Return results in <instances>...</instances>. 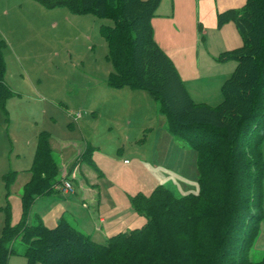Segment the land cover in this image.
<instances>
[{
	"label": "rangeland",
	"instance_id": "rangeland-1",
	"mask_svg": "<svg viewBox=\"0 0 264 264\" xmlns=\"http://www.w3.org/2000/svg\"><path fill=\"white\" fill-rule=\"evenodd\" d=\"M245 1L169 0L176 23L181 17L187 20L186 24L193 19L195 28L200 26L203 35L196 28L193 38L200 44L197 59L203 56V50L214 62L207 73H215L213 65L221 54L241 45L232 21L219 26L218 14L237 12ZM231 4L235 8L218 12L219 7ZM101 26H111V22L90 14H75L65 7L47 8L35 0H0L4 84L11 91L0 105V236L6 208L11 226L20 219L22 189L32 164L35 136L41 131L49 136L50 155L58 170L55 179L62 181L55 188L61 191L34 200L27 218L30 225L53 227L56 219L63 216L73 228L91 236L92 241L104 244L108 237L144 224L142 217L131 213L127 196L137 192L148 195L157 186L166 187L175 197L198 191L195 151L186 140L166 130L165 119L150 96L141 90L107 85L112 69L106 60L107 45ZM152 28L153 39L163 52L172 50L186 35L190 37V32L184 36L182 31L183 36L172 41L156 25ZM171 28L179 31L180 26ZM223 63L216 75L226 77L235 62ZM205 77L189 88L195 102L215 107L221 102L225 80ZM86 143L98 157L96 162L103 176L85 162L72 172L78 161L72 168L70 162L85 149ZM260 149L264 164V137ZM8 174L13 179L6 190ZM64 183L69 184L70 192L65 193ZM83 189H93L88 193L90 197L82 193ZM81 199L98 231L81 229L71 220L81 207ZM261 203L263 219L247 248V258L254 263L264 258V177ZM96 210L105 219L102 228ZM180 232H173L174 242L183 238ZM8 246L12 253L6 264H26L25 245L17 239Z\"/></svg>",
	"mask_w": 264,
	"mask_h": 264
},
{
	"label": "trees",
	"instance_id": "trees-1",
	"mask_svg": "<svg viewBox=\"0 0 264 264\" xmlns=\"http://www.w3.org/2000/svg\"><path fill=\"white\" fill-rule=\"evenodd\" d=\"M35 1L111 22L101 26L112 69L107 85L150 96L166 130L195 151L198 191L175 197L157 186L148 195L129 196L130 210L144 219L143 226L110 236L104 244L92 241L63 218L49 228L30 225L27 218L34 200L57 194L60 189L55 187L62 182L55 179L58 170L50 155L49 136L40 132L15 226L9 224L5 209L0 264L7 263L12 253L8 245L17 239L25 245L26 264H264V258L255 263L247 258L263 219L264 0H246L241 10L217 16L219 26L232 21L241 45L218 58L221 63L235 62V67L215 107L191 99L174 64L155 43L151 20L160 0ZM3 48L0 41V105L11 95L4 84ZM92 152L86 145L80 159L90 162ZM12 179V174L5 177L6 190ZM176 231L183 238L174 242Z\"/></svg>",
	"mask_w": 264,
	"mask_h": 264
},
{
	"label": "crops",
	"instance_id": "crops-1",
	"mask_svg": "<svg viewBox=\"0 0 264 264\" xmlns=\"http://www.w3.org/2000/svg\"><path fill=\"white\" fill-rule=\"evenodd\" d=\"M243 3H244V0H243ZM235 6L236 5H233V4H231L229 6H222V7H219L220 10L219 11L217 10V11L218 12H222L223 10H226V9H229V8H235ZM186 8H187V10H191V6H189V4H186ZM173 15H174V11H173L172 4L169 5V0H164L162 2L161 6L157 7V11H155L154 18L151 20V26L152 25H156L157 28L160 29V31L162 32V35H163V32H165L168 35H164V36L168 37L169 39H172V41L180 39V37L183 36V35H180L182 31L184 32V36L187 34V32H190V37L186 35V37H184V39L181 40V43H179L176 47H172V50H169L168 49L169 51H166L164 53L167 55V57L170 58V60L174 64V66L176 68V71H177V73H178L181 81L183 82V84H184L187 92L189 93L191 99L194 101V99L192 97V91H190V88H189V86H190L191 83L196 82V81H200L202 79L207 78L205 76H211V77H214V78H219L220 79V82H221L222 79L223 80H226L229 76L224 77L223 75H221L222 76L221 77L220 75H216V72H219V70H221L220 67L222 65H225L224 63H218V62H216V64L213 65L214 68H216L215 73H213V74L207 73V72H209V70H212L210 68V66L214 62L209 59V57L207 56V52H204L203 50H202V53H203L202 55L203 56L201 58L206 59V61L201 60V58L197 59L198 58V54H197V51L196 50H197L198 47H200V44L197 43V39L194 40V38H193V35L194 34H197V29L200 31V29H201L200 26H197L196 27L197 29H196L195 26H194V23H193L194 22L193 19L188 20V22L186 24V21L187 20L186 19H182L181 20V17H180V21H178L176 23L172 19ZM154 19H157L156 22H154ZM172 25H174V26L175 25L176 26L179 25L180 26L179 31L174 30L173 28H171ZM184 26H185V28H184ZM199 31H198V34L199 35L202 34V32L201 31L199 32ZM153 35H154V30H153ZM200 38L202 39L203 37L201 36ZM169 42H171V41L169 40ZM233 66L235 67V65H232L230 67V70H233L234 69ZM195 73H197V74L200 73L201 75L198 76V75H195ZM195 103H201V102L199 101V102H195ZM41 132H43V131H41ZM39 133L40 132H38L36 134V136H35V145H36V137H37V135ZM86 145H88V143H86L85 146ZM82 152H79L75 156L74 160H72V162H70V165H71L70 167L72 168L73 167V164L76 165V162L78 161V164L76 165L75 168L72 169V172H75L77 169H80L79 168L80 164L82 162H85V163H87V165H90V167H92L95 170H97L98 173L103 176V174L101 172V166H99L98 163L96 162V160H97L96 158H98V157L95 158V155L93 154L94 153V150H93V152L91 154V158H90L91 160H90V162L82 161V159H80V155H81ZM97 156L102 157L101 155H98V154H97ZM63 168H65V167H63ZM29 178H30V175L28 176V179H27L26 183L28 182ZM77 181H80V180L78 179ZM80 183H81V181H80ZM92 191H93V189H87V190H84L83 189L82 190V193H85V195L87 194L86 196H89L88 193H90ZM65 193H67V192H65ZM83 197L84 196L82 194V198ZM127 197H129V196H127ZM81 203H82L81 204V207H79V209L77 210V211H81V212L75 211L73 213L71 211L73 213L71 220H73L74 221V224L77 227L81 228V229L82 228H87V229L90 228V229H96V231H98L97 228L94 227L96 225H94V223L92 222L93 219L89 216V213H87V207L88 206L85 203H83V199H81ZM128 203H129V201H128ZM129 208H130V205H129ZM97 214L99 215V216L97 215V220H98V222H99V224L101 225V228H102V226L105 223V219L103 217H100L102 215H100L98 213V211H97ZM60 218H63V216H60ZM60 218H58V219H60ZM58 219H56V220L58 221Z\"/></svg>",
	"mask_w": 264,
	"mask_h": 264
},
{
	"label": "built area",
	"instance_id": "built-area-1",
	"mask_svg": "<svg viewBox=\"0 0 264 264\" xmlns=\"http://www.w3.org/2000/svg\"><path fill=\"white\" fill-rule=\"evenodd\" d=\"M64 190L65 192H70V186L67 183H64Z\"/></svg>",
	"mask_w": 264,
	"mask_h": 264
}]
</instances>
